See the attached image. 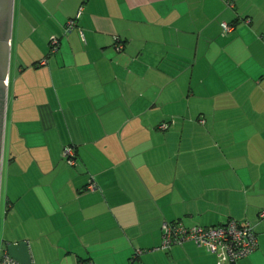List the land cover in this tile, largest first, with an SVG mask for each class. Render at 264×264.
Masks as SVG:
<instances>
[{
    "label": "crops",
    "instance_id": "1",
    "mask_svg": "<svg viewBox=\"0 0 264 264\" xmlns=\"http://www.w3.org/2000/svg\"><path fill=\"white\" fill-rule=\"evenodd\" d=\"M78 8L83 41L62 32ZM8 44L0 250L23 240L29 264H128L136 249L132 264H222L190 241L154 248L162 222L233 219L257 246L229 264H264V0H13Z\"/></svg>",
    "mask_w": 264,
    "mask_h": 264
},
{
    "label": "built area",
    "instance_id": "2",
    "mask_svg": "<svg viewBox=\"0 0 264 264\" xmlns=\"http://www.w3.org/2000/svg\"><path fill=\"white\" fill-rule=\"evenodd\" d=\"M85 0H81L83 3ZM80 8L77 9L75 15L68 18L63 26V34H67L72 30H76L80 40L83 41V32L76 25ZM224 31H228L230 26L224 23L220 24ZM58 45V39L51 36L48 39V51L54 52ZM121 42L114 37V50H121ZM167 122H161L157 127L166 129ZM60 155L64 162L68 165L75 164V153L72 146H63ZM88 188H92L88 184ZM261 212L260 214H263ZM160 243L154 249L167 250L173 245H180L183 242L190 241L195 246L202 248L208 254L215 257L218 263H234L237 260L246 257L257 246L256 234L252 227L247 223L236 222L233 219H227L222 223L215 225H191L185 226L180 221L162 222L160 226ZM142 252L136 249L129 258L132 264L134 259ZM0 264H20L13 258L9 257L4 248L0 250ZM85 264H90L86 262Z\"/></svg>",
    "mask_w": 264,
    "mask_h": 264
},
{
    "label": "water",
    "instance_id": "3",
    "mask_svg": "<svg viewBox=\"0 0 264 264\" xmlns=\"http://www.w3.org/2000/svg\"><path fill=\"white\" fill-rule=\"evenodd\" d=\"M12 0H0V154L3 136V115L5 99V79L8 71V40L10 36V16ZM1 160V155H0ZM7 255L20 264H29L30 257L26 242L23 240L4 246Z\"/></svg>",
    "mask_w": 264,
    "mask_h": 264
},
{
    "label": "rangeland",
    "instance_id": "4",
    "mask_svg": "<svg viewBox=\"0 0 264 264\" xmlns=\"http://www.w3.org/2000/svg\"><path fill=\"white\" fill-rule=\"evenodd\" d=\"M12 11H13V0H12V10L10 16V30H11V23H12ZM8 54H9V45H8ZM8 68H9V57H8ZM9 103H10V94L8 89V84L6 85L5 89V99H4V115H3V136H2V144H1V160H0V243L1 239L4 236H9V228L10 223V214L8 213V209L5 211V193L4 190L8 188V182L6 178V158H7V137H8V123H9ZM23 186V181H22ZM6 213V214H5ZM11 232V230H10Z\"/></svg>",
    "mask_w": 264,
    "mask_h": 264
}]
</instances>
